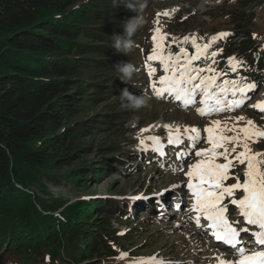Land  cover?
<instances>
[{
	"label": "trees",
	"instance_id": "obj_1",
	"mask_svg": "<svg viewBox=\"0 0 264 264\" xmlns=\"http://www.w3.org/2000/svg\"><path fill=\"white\" fill-rule=\"evenodd\" d=\"M130 2L138 8L146 0H0V264H96L93 254L109 234L102 220L93 225L89 218L94 209L114 205L93 197H54L47 182L82 185L88 170L94 177L110 172L112 159L131 166L123 154H110L95 166L79 152L91 150L80 141L103 128L98 123L105 117L111 125L123 122L118 116L129 108L73 121L91 103L113 96L114 88L106 86L118 73L115 65L126 60L115 55L112 36L122 35L125 22L146 11H131ZM243 28L235 30L242 35ZM139 29L131 37L134 45ZM245 33L244 75L264 76L263 52L252 53L259 45ZM98 149L99 155L108 150Z\"/></svg>",
	"mask_w": 264,
	"mask_h": 264
},
{
	"label": "rangeland",
	"instance_id": "obj_2",
	"mask_svg": "<svg viewBox=\"0 0 264 264\" xmlns=\"http://www.w3.org/2000/svg\"><path fill=\"white\" fill-rule=\"evenodd\" d=\"M82 1L87 2L88 0ZM137 9L139 11L141 7ZM142 9L146 11L142 16L141 13L139 14L144 21L143 27L137 34L140 37V42L134 45L127 54L115 53L116 56L123 55L121 58L125 59V62L133 63L135 66L136 71L132 79L125 84L119 80V73L113 71L116 74L110 75L111 84L106 86L108 89L114 88L112 89L113 96H110V93L103 98V101L91 103L89 111L79 112L73 118V121H78L84 117L95 118L99 115L101 117L102 113L108 111L107 108L121 106L119 94L125 87L132 94L139 96L143 93L148 97L147 107L129 108L125 115H117L124 119L123 122L112 125L106 121L108 118L105 117V121L98 123L103 128L93 130L94 133L85 136L80 141L86 147L92 145L91 150L86 151L82 148L79 152L85 154L81 157L82 159L89 158V162L94 159L95 166L101 165V160H106L110 154L113 156H108L109 158L123 154L124 158L128 159L133 166L127 167V162L112 159L109 161L113 167L110 172L107 171V173L94 177L90 176L91 171L88 170L86 180L82 185L65 179L59 183L48 181L49 191L54 197H63L69 199L70 202L93 197L96 200H109L114 205L109 209H94L92 217L89 218L93 225L102 220L104 225L106 224L103 228L109 234L105 243L98 245L93 254V262L96 264H160V262L163 264H219L220 259L229 261L230 258L235 261V253L230 255L215 245H211L210 236L205 231L207 221L201 217L202 227H197V213L192 211L193 202L186 199L189 192L184 172L187 171L189 165L201 157L194 155L190 145L186 146V152L182 150L184 145H168V132L164 125H171L173 131L179 127L181 132L186 126L200 129L203 142L199 144L197 150L211 147L207 143V132L204 129L216 127L212 121H219L218 127L226 129L223 132H217V135L225 137L236 135L238 129L244 127L248 120H252L257 128L264 130V113L255 107L258 103L264 105V76L260 72L256 76L248 78L242 76L243 72L240 71L243 69V65H246V61L244 62L240 58V49H243L241 48L242 44L247 39L245 32H248L251 40L259 45L257 51L254 50L252 53L259 55L263 52L264 55V0H146ZM237 26L244 27L242 30L240 29L243 31L242 35L235 30ZM156 29L166 36L163 42V55L171 54L174 57L180 55L181 64L185 63L181 48L185 49L189 56L197 54L196 47L192 45L193 38L201 49L208 45V54L192 60V67L207 69L211 66L215 69L214 73L205 72L202 75H215L217 85H224L225 82H228L227 99H233L231 95L232 82L237 85L255 84L256 88L247 93L244 105L200 116L197 112V108L202 107L199 104V96L197 103L187 108L168 95L157 98L148 86L149 76L144 66L146 56L152 52V37ZM218 33L227 35L218 37ZM185 37H188L187 41L184 39ZM214 37L215 39H213ZM231 40L234 42L229 44ZM224 42L225 45H223ZM212 52H216L217 55L213 57ZM229 57H235L237 61L242 62L236 68L238 72L233 75L225 74L231 69ZM150 63L155 68L152 80L157 81L161 75L165 74L163 66L159 61ZM227 73L229 74V72ZM131 87H135L134 90ZM215 90L218 92L219 88ZM237 96L239 99V93ZM110 99H114V101L110 102ZM122 108L124 109V107ZM96 113L98 115L95 116ZM239 117H243V119L238 120ZM110 118L113 119L114 116ZM145 128L150 130L142 133L141 129ZM227 129H233V131ZM240 135L242 137L243 134ZM148 137H159L162 149L176 147L175 153L167 154L162 158L155 156L151 146L152 142L147 140ZM142 139L146 141L144 147L140 145ZM247 143L252 153L264 154V138H254ZM99 146L108 148L107 155H99ZM234 147L237 151L243 150L242 144L225 143L222 148L218 149V152H223L226 148L230 153L229 159H231L235 155V152H232ZM189 153L192 154L189 155ZM144 154L148 158L144 157L146 156ZM185 154L186 156L182 157ZM179 157L182 158L179 160ZM259 158L264 159V155ZM215 162L224 163L225 161L222 156H219ZM181 165H183V171L179 170ZM245 167L246 165H242L231 169L229 179L225 181V184L230 185L236 182L233 173L239 175L243 180ZM86 185L89 188L84 189ZM173 185H177L174 191H165ZM180 190L181 192H179ZM36 193H40L38 188H36ZM160 193L163 194L160 195ZM172 194L175 195L159 198ZM237 195L240 196L243 193L240 192ZM182 197H184V205L168 203L181 202ZM157 199L160 205H165L163 209L157 204ZM186 201L187 204H185ZM224 203L227 204V199ZM125 210L128 212H124ZM97 211L99 212L97 213ZM228 214L231 216L230 220H235L238 210H235L234 205L228 204ZM106 217L109 219L105 220ZM84 247L83 240L80 239L78 249ZM58 253L68 259L72 257L66 254V248H60ZM124 253L126 255L122 257ZM150 257L155 259L150 260ZM44 264L48 263L44 261ZM59 264L70 263L61 261Z\"/></svg>",
	"mask_w": 264,
	"mask_h": 264
},
{
	"label": "snow or ice",
	"instance_id": "obj_3",
	"mask_svg": "<svg viewBox=\"0 0 264 264\" xmlns=\"http://www.w3.org/2000/svg\"><path fill=\"white\" fill-rule=\"evenodd\" d=\"M167 15V13H165ZM226 33H218V37H223ZM153 48L151 54L145 58V69L149 76V87L157 98H163L165 95L173 97L185 108L197 103L202 107L197 108L200 116L211 115L216 112L228 109L239 108L245 103L247 93L256 88L255 84L237 85L232 82L231 95L233 99H227L229 91L228 82L224 85L216 84L215 75H202V73H214L215 69L209 66L207 69L192 67V60L199 59L208 54V45L201 49L195 38L192 39L193 47H196L197 54L189 56L185 49L181 48V54L185 58V63H180V55H163L164 40L166 36L155 30L152 37ZM186 41L188 37L184 38ZM215 39V37L213 38ZM211 55L215 57L216 52ZM152 61H159L163 66L164 75L159 77L158 81L152 80L155 74V68L151 66ZM229 65L233 71L239 67L242 62L237 61L235 57L228 58ZM235 61V63H233ZM215 62V61H213ZM219 88L217 92L215 89ZM239 93V99L236 98ZM258 110L264 113V105L257 104ZM238 120L243 117L237 118ZM216 127H206L207 143L210 148L197 150L200 143L203 142L201 130L196 127H185L183 132L177 127L174 131L171 125H164L168 132L167 144L170 146L190 145L196 157H201L195 163L188 166L184 172L187 177L186 187L193 200L192 211L197 213L196 225L202 227L201 217L207 221L206 228L211 231V235L216 241L222 242L230 248L239 257L236 261L219 260V264H264V159H261L262 153H252L248 147V141L254 138H264V130L257 128L252 120H248L244 127L238 129L237 134L232 137L217 135V132H223L226 129L219 128V121H212ZM149 128L141 129V132L149 131ZM233 131V129H227ZM243 134L242 137L240 134ZM152 142V150L162 151L159 137H148ZM225 143L242 144L243 150L237 151L234 147L232 152L235 155L229 159L230 153L225 148L223 152H218ZM146 144L145 140H140L141 147ZM192 153H189L191 155ZM222 156L224 163H216V159ZM246 165L243 172V180L233 173L235 183L226 185L225 181L229 179V171L239 166ZM183 171V165L180 166ZM177 185H173L165 191H174ZM242 192L243 195L237 194ZM163 193H160L162 195ZM227 199V204L224 201ZM228 204L234 205L238 210L242 221L250 226H255L256 231L251 233L259 249L248 252L244 246L242 233H248L249 229L243 227L241 221L230 222L228 217ZM236 225H241L237 227ZM126 253L122 254V257ZM153 260L155 258H149ZM163 264V262H160Z\"/></svg>",
	"mask_w": 264,
	"mask_h": 264
},
{
	"label": "clouds",
	"instance_id": "obj_4",
	"mask_svg": "<svg viewBox=\"0 0 264 264\" xmlns=\"http://www.w3.org/2000/svg\"><path fill=\"white\" fill-rule=\"evenodd\" d=\"M142 8L143 5L141 4ZM128 9L133 11H137V7L134 3L130 2L127 5ZM144 21L142 17L135 16L123 25V34H114L112 36L113 39V47L117 53L127 54L134 47V41L131 37L136 33V31L143 25ZM115 70L119 73L118 78L123 83L127 84L130 81L136 71L135 66L130 62H122L115 65ZM120 100L121 106L124 108L131 109H140L148 106V97H146L143 93L139 96L132 94L127 87L120 91Z\"/></svg>",
	"mask_w": 264,
	"mask_h": 264
},
{
	"label": "bare ground",
	"instance_id": "obj_5",
	"mask_svg": "<svg viewBox=\"0 0 264 264\" xmlns=\"http://www.w3.org/2000/svg\"><path fill=\"white\" fill-rule=\"evenodd\" d=\"M234 221H241L242 226H243V227H246V228L249 229V232H248V233H242V236H243V237H246V236L250 235L251 232H254V231L256 230V227H255V226L247 225V224L244 223L240 218H237V220H236V218H235ZM237 226L239 227V226H241V225H237ZM242 239H243V241L245 240L244 238H242ZM214 243H217V241H214ZM236 259H237V258H236ZM235 261H236V260H235Z\"/></svg>",
	"mask_w": 264,
	"mask_h": 264
}]
</instances>
